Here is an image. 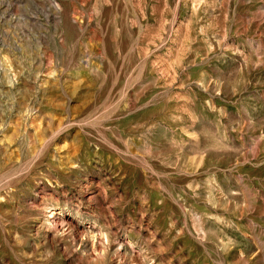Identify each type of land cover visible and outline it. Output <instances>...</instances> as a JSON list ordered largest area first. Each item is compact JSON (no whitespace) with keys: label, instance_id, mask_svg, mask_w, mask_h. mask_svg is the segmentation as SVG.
<instances>
[{"label":"rangeland","instance_id":"1","mask_svg":"<svg viewBox=\"0 0 264 264\" xmlns=\"http://www.w3.org/2000/svg\"><path fill=\"white\" fill-rule=\"evenodd\" d=\"M0 264H264V0H0Z\"/></svg>","mask_w":264,"mask_h":264}]
</instances>
